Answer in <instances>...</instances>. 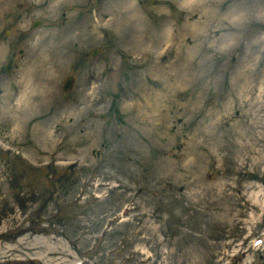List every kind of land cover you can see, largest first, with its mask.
Segmentation results:
<instances>
[{"label": "rangeland", "instance_id": "rangeland-1", "mask_svg": "<svg viewBox=\"0 0 264 264\" xmlns=\"http://www.w3.org/2000/svg\"><path fill=\"white\" fill-rule=\"evenodd\" d=\"M0 264H264V0H0Z\"/></svg>", "mask_w": 264, "mask_h": 264}, {"label": "water", "instance_id": "water-1", "mask_svg": "<svg viewBox=\"0 0 264 264\" xmlns=\"http://www.w3.org/2000/svg\"><path fill=\"white\" fill-rule=\"evenodd\" d=\"M71 82H72V77H68V79L66 80L65 85H64L65 90H67L70 87Z\"/></svg>", "mask_w": 264, "mask_h": 264}, {"label": "bare ground", "instance_id": "bare-ground-1", "mask_svg": "<svg viewBox=\"0 0 264 264\" xmlns=\"http://www.w3.org/2000/svg\"><path fill=\"white\" fill-rule=\"evenodd\" d=\"M37 94V93H36Z\"/></svg>", "mask_w": 264, "mask_h": 264}]
</instances>
